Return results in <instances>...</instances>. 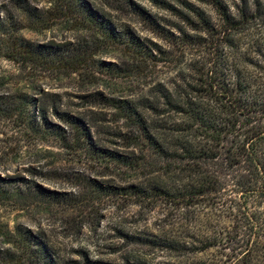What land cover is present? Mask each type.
<instances>
[{
    "label": "trees",
    "instance_id": "16d2710c",
    "mask_svg": "<svg viewBox=\"0 0 264 264\" xmlns=\"http://www.w3.org/2000/svg\"><path fill=\"white\" fill-rule=\"evenodd\" d=\"M155 1L178 22L150 14L135 0H47L45 7L32 0H13L9 9L0 11L4 14L0 18V58L23 69L91 80L100 72L122 76L143 73L158 64L174 65L171 81L154 84L135 100L105 98L100 93L88 97L87 104L118 111L133 130L125 136L127 144L141 155L98 146L84 119L63 111L54 99L0 96V118L16 119L34 137H52L65 149L95 161L141 172L155 166L149 156L159 159L161 166L148 186L122 188L84 181L91 197L172 206L187 222L186 232L193 234L190 240L164 237L161 247L201 254L230 241L219 229L215 210L234 213L241 232L254 229L260 220L249 209L250 204L264 205V33L255 37L251 31L257 14L252 13L248 0L236 6L235 12L225 0H175L179 7ZM253 3L260 8L259 0ZM198 4L210 7L217 18ZM104 8L138 18L165 46L128 25L115 24ZM60 26L86 34L88 40L41 44L21 36L24 29L43 33ZM102 54H115L122 64L97 60ZM50 114L58 122L49 120ZM27 171L39 175L33 168ZM233 195H239V201ZM84 201L74 194L43 188L32 178L0 176V207L79 208ZM254 233L258 238L260 229ZM256 248L239 252L242 258L232 264H252ZM0 264L62 263L42 234L0 216Z\"/></svg>",
    "mask_w": 264,
    "mask_h": 264
},
{
    "label": "rangeland",
    "instance_id": "374dc122",
    "mask_svg": "<svg viewBox=\"0 0 264 264\" xmlns=\"http://www.w3.org/2000/svg\"><path fill=\"white\" fill-rule=\"evenodd\" d=\"M12 1L0 0V11L9 9ZM32 1L40 7L47 5V0ZM135 1L158 18L178 22L169 11L157 5L155 0ZM164 1L179 7L175 0ZM248 1L252 13L257 14V20L251 29L257 37L259 33H264V0H259V9L254 6V0ZM225 2L232 6L234 12L236 6L244 5L243 0ZM198 5L213 15L214 19L217 18L210 7ZM104 11L115 24L128 25L142 37L164 45L138 18L105 8ZM3 17L4 14L1 13L0 18ZM21 36L41 44L88 40L86 34L69 31L63 26L43 33L24 29ZM114 55L102 54L96 58L108 64L117 63L116 59L119 57ZM95 76V79L87 80L78 75L60 76L40 69H23L14 62L0 58V96L9 95L10 98H15L25 95L42 101L54 99L63 111L84 119L93 142L98 146L122 154L141 155L139 149L127 144L125 136L133 130L128 123L120 119L118 111L102 104H87L88 97L100 93L105 98L135 100L142 94H147L154 84L171 81L175 76L174 65L158 64L138 74L112 76L100 72ZM48 118L58 122L51 114ZM148 160H152L155 166L141 172L95 161L84 153L65 149L59 140L52 137H34L16 119L0 118L1 177L32 178L43 188L74 194L85 200L79 208L66 205H34L29 210L0 207V216L12 224L14 220L25 223L35 232L42 234L52 245L62 264H232L242 258L241 254L238 255L239 252H245L253 246L257 248L252 264H264V205L257 208L250 204L249 213L252 212L260 220L254 229L249 228L243 232L240 231L234 213L222 209L215 210V218L220 221L219 229L230 241H223L206 253L194 254L188 251L176 252L160 245L164 237L187 238L193 234L192 231L186 232L187 222L172 206L163 202L135 203L129 198L118 199L101 195L97 198L92 195L94 199L91 197L84 181L86 179L96 180L105 186L122 188L130 185L148 186L157 174L154 173L155 170L161 166L159 159L154 156H149ZM29 168L35 169L39 175L29 174ZM233 196L239 201V195ZM258 202L257 204H260ZM223 203L224 201L218 205ZM258 229L261 233L257 238L254 232ZM138 238L158 242H139ZM188 239L190 240V237Z\"/></svg>",
    "mask_w": 264,
    "mask_h": 264
}]
</instances>
